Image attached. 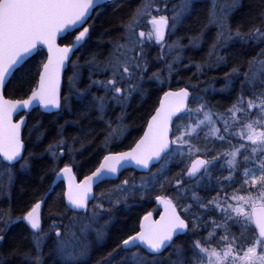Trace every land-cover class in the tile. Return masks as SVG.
I'll use <instances>...</instances> for the list:
<instances>
[{
    "label": "snow or ice",
    "instance_id": "obj_1",
    "mask_svg": "<svg viewBox=\"0 0 264 264\" xmlns=\"http://www.w3.org/2000/svg\"><path fill=\"white\" fill-rule=\"evenodd\" d=\"M170 2L120 0L101 20L109 0H0V172L9 178L0 185V203L7 204L0 207V264H264V0H252L235 25L242 0L218 11L213 2L207 23L197 21L187 44L177 33L187 35L194 0ZM213 26L204 63L183 64L185 49H198ZM235 42L239 49L230 51ZM192 63L197 82L189 77L172 90L173 75ZM154 64L161 67L152 71ZM221 67L229 69L221 88H199V74ZM209 88L231 99L223 113L214 111ZM153 91L162 96L145 108ZM19 93L26 98H13ZM137 96L139 129L125 123ZM37 110L55 118L53 141L41 152L28 149L33 135L38 147L48 131L41 120L28 127ZM135 130L142 134L133 146L113 150ZM93 145L90 155L102 159L77 181L76 156ZM45 155L52 167L30 193L19 189L14 207L15 173L31 179ZM131 165L147 173L140 184L124 179L110 190L115 199L93 192ZM49 175L54 179L43 188ZM57 180L67 181L65 190L56 192ZM157 185L174 191L176 203L156 196L165 209L159 220L149 212L138 230L125 222L113 236L117 205L132 207L130 198L134 203L137 193L143 198Z\"/></svg>",
    "mask_w": 264,
    "mask_h": 264
},
{
    "label": "trees",
    "instance_id": "obj_2",
    "mask_svg": "<svg viewBox=\"0 0 264 264\" xmlns=\"http://www.w3.org/2000/svg\"><path fill=\"white\" fill-rule=\"evenodd\" d=\"M120 2V0H111L109 1V6L102 9V15H101V20H104L108 17L111 16L112 9L115 8V6ZM252 0H242V7L238 10H236L233 13V24L239 22L249 11V7L251 4ZM195 5V11L192 13L191 17L187 20V35L184 29H182L179 32V36H184V43L186 44L188 39V35H196L197 30L199 25L197 24V21L200 23H207V18L210 12V5L208 0H195L194 2ZM98 35V33H97ZM215 36V29L212 27H209V29L206 32V36L204 41L201 43V46L198 49L191 50V49H185V61L186 64H189L190 61H194L195 63H204V57L206 56L208 46L213 41V38ZM96 37H93V40H95ZM240 44L239 42H235L232 46H230V51H235L239 49ZM75 59V57H74ZM195 63H192L191 67L188 69L181 70L179 73V78L180 80H176L175 76L174 79L172 80V88L177 89L180 87L186 86V82L188 81V78L191 77V82L195 84L197 82V77L193 75V73L197 72ZM159 66V65H158ZM156 66V67H158ZM228 67H221L220 69H215V70H208L206 73H201L199 74V80L201 83L199 84V88L203 87V82H214L216 81V88L219 89L223 85V73L228 71ZM66 75H70V71L66 72ZM66 75H65V80H66ZM213 78H216L213 80ZM183 81V82H181ZM148 87H153V85H149ZM166 90V88H165ZM192 91V89L190 88ZM11 91V90H10ZM162 92H152L151 98L147 99V103L145 105V108L153 107L154 105L158 104V96H160ZM234 95V94H233ZM13 98L15 99H24L26 98L22 93L16 94ZM208 98L212 101L216 107L214 109L218 110V112H224V109L228 107L231 103V99L227 96V94H214L211 91H209V96ZM141 103L140 98L137 96L135 99L131 101V107L129 109V112L131 114V118L126 120V124L133 125L136 129H139L143 125V110L139 109L138 106ZM193 107L195 105H192ZM71 118V117H68ZM37 120L42 121L43 128H46L48 131L45 133L46 138L43 140V142L39 143L38 147H33V144L35 143V135L32 137V141L28 142V149L29 151H35V152H41L43 151L44 148L47 147L49 143L53 141V135L55 132V127H54V120L55 118L47 113H45L43 116L40 115V110L37 111H32L30 115H28V127L30 128ZM60 123H63V120H60ZM97 127H103V125H96ZM43 128L41 130H43ZM68 132L71 134H74V130L69 128ZM142 132L135 130L131 131L130 134L127 135L126 139H123V142L120 143L118 146L114 147V151H123L125 149H128L131 147L135 141V139L139 138V135H141ZM24 137H28V130H24ZM100 140H103V136H100L97 140V143H99ZM79 148L80 145H77ZM95 147L93 145L92 147H85L83 149L82 154H78L76 156V160L79 161V165L77 167H74L76 169V172L79 176H84L89 174L91 171L95 169V167L99 163V159H102V156L97 158L95 155H90L92 153V148ZM68 160L65 157L64 159L61 160L59 163V167H63L64 163H67ZM158 166V165H157ZM18 167V166H17ZM52 167V161L51 159L45 155L42 159H39L35 162V167L33 172L31 173V179H29L28 175L24 174L21 171H17L15 173V185L13 188V201L14 207H18V201H19V189L21 187H24L27 189V191L30 193L31 192V187L35 186L34 182H37L39 180V175L41 174L42 171H46L47 168ZM153 171H155V168H153ZM178 169L176 167L171 168V172L175 173L177 172ZM223 175H227V172H223ZM147 173H139L136 170L133 169H127L123 171L119 178L117 180H109L105 182L103 185L100 187L96 188L95 193L99 195L101 191L105 192H110L111 189H113L116 185H119L124 179L128 178L131 182L132 178H135V182L140 184L141 182V177L146 178ZM54 179L49 175L48 179L45 180L43 188H47L48 184ZM60 186L57 187L56 192H60L62 190H65V185L62 180H59L56 182ZM41 189V191L43 190ZM166 193H172L174 196H176V193L169 189L167 186H165L164 189H161L158 185L148 191V193L141 198L140 194L137 193L135 199V202L133 203L132 198L129 199V203L133 204L132 207H125L124 205L120 206L116 211H115V221H114V228H113V236L117 234L116 230L121 229L125 226V222L128 223L129 226L136 225L137 230H138V224L141 220V218L149 213V212H156L158 214L157 210V205L152 202L153 198L156 196H159L161 194H166ZM200 195H204L203 192L200 193ZM28 197L26 196L25 199ZM2 200V198H0ZM35 202V201H33ZM182 202H189L191 203V200L187 201H182ZM181 202V203H182ZM7 204L6 202L0 203V207H6ZM48 208L44 207L43 208V214L46 216L48 212ZM180 211V208H178ZM71 213H69L70 215ZM182 215H185L183 212L181 213ZM185 218H187L185 216ZM12 231H19V226H16L12 229ZM109 244L111 241L108 242ZM45 251L47 252L48 249L47 247L45 248ZM99 251L94 252V255H98Z\"/></svg>",
    "mask_w": 264,
    "mask_h": 264
},
{
    "label": "rangeland",
    "instance_id": "obj_3",
    "mask_svg": "<svg viewBox=\"0 0 264 264\" xmlns=\"http://www.w3.org/2000/svg\"><path fill=\"white\" fill-rule=\"evenodd\" d=\"M208 1H209V5H210V11L212 10V4H213V2H214V3L216 4V6H217L216 9H215V10H217V11L219 10L220 7H222V6H224V5H226V4L229 3V0H208ZM182 2H183V0H171V2H170V4H169V7H172L173 4L176 5V6H179ZM194 2H195V0H194ZM212 28L215 29L214 26H213ZM145 31H147V28L145 29ZM215 31H216V30H215ZM177 35H179V32L177 33ZM172 39H175V37H173ZM181 43L185 44L183 40L181 41ZM187 43H188V41H187ZM187 43H186V44H187ZM158 51H159V48H157V47H153V48L151 49L152 55H155ZM184 54H185V52H184ZM81 62H83V60H82ZM182 63H183V64H186L185 58L182 59ZM158 65H159V66H158ZM156 66H158V67H156ZM160 67H161L160 64H154L153 67H152V71H156V69H157V68H160ZM70 75H71V72H70ZM84 76L87 77V70L84 71ZM174 76H175V75H173L172 80L174 79ZM175 78H176V80H180V78L177 77V76H175ZM209 85H211V86H213V87L216 88V81H214V82H210V83H209V82L206 83V81H204V82H203V87H201V88H204V87L209 86ZM82 86H83V85H82ZM216 89H217V88H216ZM209 91H211V88H209ZM214 111L218 112V110H216V109H214ZM218 113H223V112H218ZM115 114H116V115L119 114V108L116 109ZM112 119H113V120L115 119V116H114V115L112 116ZM125 123H126V121H125ZM217 126H219V125H217ZM8 179H9V178H8L7 175H5V174H3L2 172H0V185L6 184V183L8 182ZM136 184H138V182H137ZM108 194L111 195L113 199L116 198V194H115V193H112V192L110 191ZM159 196H164V197H167L168 199H172L173 202L176 203L175 196H174V194H172V193L161 194V195H159ZM153 201H154V203H156V205H157V210H159V211L162 210V203H161L160 201L156 200V197L153 198L152 202H153ZM182 203H189V202H182ZM122 205H123V204L117 205L116 210H117L120 206H122ZM90 206H91V205H90ZM104 206L107 208L109 205H108L107 202H105ZM116 210H115V211H116ZM153 213H156V212L154 211ZM70 215H71V214H70ZM114 217H115V212H114Z\"/></svg>",
    "mask_w": 264,
    "mask_h": 264
},
{
    "label": "water",
    "instance_id": "obj_4",
    "mask_svg": "<svg viewBox=\"0 0 264 264\" xmlns=\"http://www.w3.org/2000/svg\"><path fill=\"white\" fill-rule=\"evenodd\" d=\"M109 1H111V0H109ZM44 51H46V49H44ZM172 90H174V89H172ZM162 96V95H161ZM21 114H23V112H21L19 115H21ZM19 115H14V120H18L19 119ZM27 122H28V117H27ZM24 130L25 129H22V135L24 136ZM133 146V145H132ZM126 150H128V149H126ZM126 150H124V151H126ZM127 169H134V170H136L137 172H140V173H146L145 171H143V170H141V169H139V168H137L135 165H131V166H129L128 168H126V169H122L121 171H120V173H118V177H119V175L123 172V171H125V170H127ZM74 171V170H73ZM94 171V170H93ZM77 177V176H76ZM83 179V178H82ZM82 179H78V177H77V181H80V180H82ZM115 179H117L116 177H111L110 178V180H115ZM64 182H65V189H66V187H67V181L66 180H64ZM95 188H96V186L94 185V187H93V192L95 191ZM178 210V209H177ZM164 211H165V209H164V205L162 204V211L159 213V215L157 216V217H154V215L152 214V217H151V219H153V220H159L160 219V216H161V214L162 213H164Z\"/></svg>",
    "mask_w": 264,
    "mask_h": 264
},
{
    "label": "flooded vegetation",
    "instance_id": "obj_5",
    "mask_svg": "<svg viewBox=\"0 0 264 264\" xmlns=\"http://www.w3.org/2000/svg\"><path fill=\"white\" fill-rule=\"evenodd\" d=\"M98 166V165H97ZM74 171H75V173H76V175H77V177H78V179H82L84 176H79L78 174H77V172H76V169L74 168L73 169ZM95 170V169H94ZM90 174V173H89ZM88 175V174H87ZM96 188H97V186H96ZM96 188H95V191H96ZM45 228H47V225H45Z\"/></svg>",
    "mask_w": 264,
    "mask_h": 264
},
{
    "label": "bare ground",
    "instance_id": "obj_6",
    "mask_svg": "<svg viewBox=\"0 0 264 264\" xmlns=\"http://www.w3.org/2000/svg\"><path fill=\"white\" fill-rule=\"evenodd\" d=\"M211 45V44H210ZM208 49H209V46H208ZM207 53H208V50H207ZM207 53H206V56H207ZM206 56L204 58H206ZM192 65V64H191ZM42 213H43V209H42ZM146 215V214H145ZM144 217V216H143ZM143 217L141 218V220L143 219Z\"/></svg>",
    "mask_w": 264,
    "mask_h": 264
}]
</instances>
